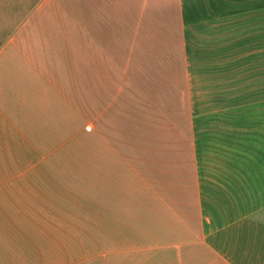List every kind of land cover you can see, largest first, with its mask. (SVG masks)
Wrapping results in <instances>:
<instances>
[{
    "label": "crops",
    "instance_id": "1",
    "mask_svg": "<svg viewBox=\"0 0 264 264\" xmlns=\"http://www.w3.org/2000/svg\"><path fill=\"white\" fill-rule=\"evenodd\" d=\"M0 264H264V0H0Z\"/></svg>",
    "mask_w": 264,
    "mask_h": 264
},
{
    "label": "rangeland",
    "instance_id": "2",
    "mask_svg": "<svg viewBox=\"0 0 264 264\" xmlns=\"http://www.w3.org/2000/svg\"><path fill=\"white\" fill-rule=\"evenodd\" d=\"M258 2H261L262 0H257ZM54 141H51V148H56L58 147V145H54L53 143ZM63 149H57V150H61L62 152L60 153H64L63 151H67V152H73V153H66L62 155V159L63 161H60L66 166V170L67 172H72V170H74V168H77V140H67L65 146H63ZM57 153V151L55 152ZM54 154V153H51ZM52 156V155H51ZM51 163H55V162H51ZM58 164H51V169L56 168L55 166H57ZM55 173V175H57V171H53ZM61 174V173H60ZM61 176V175H60ZM67 176H72L74 178V175H68ZM64 177V176H61ZM55 192V190H54Z\"/></svg>",
    "mask_w": 264,
    "mask_h": 264
}]
</instances>
